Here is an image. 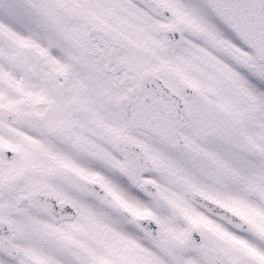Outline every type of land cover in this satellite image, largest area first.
<instances>
[{
	"label": "snow or ice",
	"instance_id": "snow-or-ice-1",
	"mask_svg": "<svg viewBox=\"0 0 264 264\" xmlns=\"http://www.w3.org/2000/svg\"><path fill=\"white\" fill-rule=\"evenodd\" d=\"M0 264H264V0H0Z\"/></svg>",
	"mask_w": 264,
	"mask_h": 264
}]
</instances>
